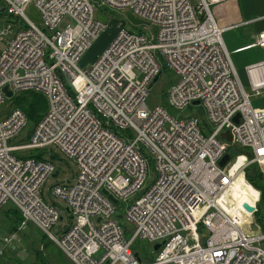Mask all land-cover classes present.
I'll return each instance as SVG.
<instances>
[{"label": "built area", "instance_id": "built-area-1", "mask_svg": "<svg viewBox=\"0 0 264 264\" xmlns=\"http://www.w3.org/2000/svg\"><path fill=\"white\" fill-rule=\"evenodd\" d=\"M223 1L0 0V105L10 98L4 88L47 102L21 143L25 113L11 106L0 118V207L10 202L23 217L4 245L31 223L74 264H264V233L241 222L255 211L245 201L239 216L225 208L236 178L264 164V107L250 103L264 93V59L246 68L247 92L210 10ZM106 8L130 11L154 34L121 25L81 69V55L106 26L97 17ZM255 45L264 50V30ZM158 55L176 76L166 93L176 117L147 103L162 71ZM192 105L202 107L203 126L195 114L182 115ZM232 146L244 152L232 156ZM50 149L73 159L76 171L52 185L47 202L41 188L59 174ZM149 159L154 178L144 186ZM256 201L246 203L256 210ZM137 239L164 244L144 260L133 250Z\"/></svg>", "mask_w": 264, "mask_h": 264}, {"label": "rangeland", "instance_id": "rangeland-1", "mask_svg": "<svg viewBox=\"0 0 264 264\" xmlns=\"http://www.w3.org/2000/svg\"><path fill=\"white\" fill-rule=\"evenodd\" d=\"M97 2V0H93ZM210 10L212 12V7L210 6ZM107 18L105 28L99 33L98 37L92 42L90 47L84 51L81 55L78 67L81 69H88L95 58L100 54V46L105 42L106 38L112 34V32H116L119 27L122 25L125 29L134 33H150L154 34V28L149 24H139L133 25L129 23L125 17V12H120L115 9L106 8L103 10H98ZM96 13H98L96 11ZM66 22L62 24L65 25ZM110 40V39H109ZM6 42H0V47ZM231 60L234 64V67L237 71L238 77L247 92H250V88L247 81V76L245 74L244 68H240L239 64L236 62L235 55L230 53ZM157 60L161 65V75L158 80L150 87L149 96L147 98V103L150 108H153L155 105L163 106L171 116L176 117V112H174L166 102V93L170 85L174 83L176 80L175 74L166 67L165 61L158 55ZM26 95V99L23 98L20 104L27 106L29 103L36 102V97L40 96L38 94L26 92V93H13L10 98H5V101L0 105V118L4 116L8 108L18 107L19 100H21L22 96ZM43 97V96H42ZM44 100V101H43ZM41 101V106H47L46 99L43 97ZM45 102V103H44ZM250 103L254 108H263L264 107V93L262 95L251 96ZM21 106V105H20ZM45 110V109H44ZM202 113V116L199 115ZM191 114H195V117L198 119L199 124L203 126L205 121V116L202 110V107L199 105H192L182 111L183 116H190ZM34 119L28 118L27 126L16 136V142L21 143L27 132L31 130L33 126ZM115 131V130H113ZM206 135V134H205ZM244 152V151H243ZM242 151L237 154H233L234 156L242 154ZM50 153L52 156L50 160L54 163L56 169L59 171V174L56 178L49 177L45 183L43 184L41 191L43 193V199L47 200V192L51 189L52 185L61 181H70L74 172L76 171L75 162L73 159H68L65 156L63 157L58 150L50 149ZM232 155V156H233ZM253 168H257V170L264 177V164H257L253 166ZM147 177L144 186H148L150 182L154 178V163L149 159L147 163ZM244 178L249 185L256 191V189L247 179L246 170L244 174ZM239 179V178H238ZM242 180V176H240L239 181ZM238 187V184H237ZM247 187V186H246ZM240 188H243L242 186ZM247 191V190H246ZM253 194V191H247ZM261 192L259 191V198L256 201V206H258L261 211H264V202L258 203L261 198ZM225 198L223 199V201ZM245 202H248L246 198H244ZM13 206L12 203L7 202L4 206L0 207V264H73L68 258L64 256L62 252H60L59 248L51 241H49L44 234L39 231L33 224L28 223L27 226L17 233V240L11 246L4 245L1 241V238L7 234V228L11 225V223L7 220L6 211ZM118 221L121 224V227L124 230V237L129 239L132 232V225L126 221L123 210L119 212ZM247 220L246 223V231L252 233H264V217L262 224H259L256 221L255 216H251ZM244 220H241L243 222ZM244 226V223H242ZM133 250L138 252L140 256H146L147 254H151L152 246L147 240L137 239L133 243ZM102 253V250L96 255L98 257Z\"/></svg>", "mask_w": 264, "mask_h": 264}, {"label": "crops", "instance_id": "crops-1", "mask_svg": "<svg viewBox=\"0 0 264 264\" xmlns=\"http://www.w3.org/2000/svg\"><path fill=\"white\" fill-rule=\"evenodd\" d=\"M211 7L212 15L217 25L225 29L222 33L223 43L226 49L235 55L239 67L244 68L249 85L246 68L264 59V50L255 45L257 35L264 30V0H225L213 4ZM114 34L115 32H112L106 38L105 42L100 46V52ZM239 179L237 182L238 187L232 194L233 198L227 199L229 205L225 207L229 213H235L236 215L239 214V210L236 211L239 201L241 202L246 198L252 204L259 198V191L248 187L246 181H239ZM241 186L243 188H240ZM246 190H252L253 194ZM243 220L244 227H246L247 220Z\"/></svg>", "mask_w": 264, "mask_h": 264}, {"label": "trees", "instance_id": "trees-1", "mask_svg": "<svg viewBox=\"0 0 264 264\" xmlns=\"http://www.w3.org/2000/svg\"><path fill=\"white\" fill-rule=\"evenodd\" d=\"M34 94H38V93H34ZM38 95H40V96L36 97L38 99H36L35 104L34 103H31V104L29 103L27 106H24V105L20 104L22 102L23 98L26 97V95H23L22 98H21V100H19V105H18V108L21 109L29 119H34L33 120L34 122L46 110V106L45 107L44 106H41V104H42L41 101L43 100V97L44 96L41 95V94H38ZM241 151L243 152L244 150L241 149V148H239V147L232 146L230 148V151L229 152H230L231 155H233V154L235 155L237 153H240ZM255 165H257V164H251V165H249L246 168V177H247L248 181L256 189H258L261 192V194H260L261 195V198H260V200L258 202L260 204V203L264 202V177L257 170V168H253V166H255ZM253 216L256 217V221L259 224H262L263 217H264V211H261V209L258 206H256V210H255ZM6 217H7V220L11 223V225L8 226V228H7L8 230H7L6 233H11V232L15 231L17 229V227L19 226V224L21 223V221L23 220V217L21 215V212L15 206H12L11 208H9L6 211ZM150 256H152V255H150ZM142 258L144 260L147 259L145 256H142ZM38 264H43V263H38Z\"/></svg>", "mask_w": 264, "mask_h": 264}, {"label": "water", "instance_id": "water-1", "mask_svg": "<svg viewBox=\"0 0 264 264\" xmlns=\"http://www.w3.org/2000/svg\"><path fill=\"white\" fill-rule=\"evenodd\" d=\"M29 10H30V12H31V13H30L31 17H32L34 20H36V21L39 22V21H40V18H39V16H38V12L35 10V8H34L33 6H31V7L29 8ZM97 17H98L100 20H102L103 22H106V21H107V18H106L105 16L101 15V14H97ZM125 17H126L127 21H128L129 23L133 24V25L146 24V22H144L143 20H141V19L135 17L130 11H126V12H125ZM158 78H159V74L153 78V81H152V83H151L150 86H152V85L158 80ZM3 91H4V93H5V95H6L7 97H11V95H12V92H11V91H9L7 88H4ZM193 104H198V101H194ZM234 120L237 121V116L234 118ZM229 158H230L229 153H225V154L223 155L222 159L219 161V165H220V166H224L225 163L229 160ZM56 175H57V171H56L55 173H53L52 176L55 177ZM110 199H111L112 201L115 202V199H114L113 197L110 196ZM243 207H244L247 211H249V212H253V211H255V207L249 205V204L246 203V202L243 203ZM163 244H164V241H162V242H160V243H155L154 245H152V250H153V251H157V250L161 247V245H163ZM135 256H137V254H135ZM137 258H138V257H137ZM138 259H139V258H138Z\"/></svg>", "mask_w": 264, "mask_h": 264}, {"label": "bare ground", "instance_id": "bare-ground-1", "mask_svg": "<svg viewBox=\"0 0 264 264\" xmlns=\"http://www.w3.org/2000/svg\"><path fill=\"white\" fill-rule=\"evenodd\" d=\"M238 178H239V177L236 178L235 183L233 184V187H232L233 189H232V191H231V194H233V193L236 191V189H237ZM224 201H225V200H224ZM153 245H154V244H153ZM152 251H153V250H152ZM157 251H158V250H157ZM157 251H153V253H154V252H157ZM151 255H153V254H151ZM137 257H138L139 260H140V257H139L138 255H137ZM148 257H149V256H148Z\"/></svg>", "mask_w": 264, "mask_h": 264}]
</instances>
